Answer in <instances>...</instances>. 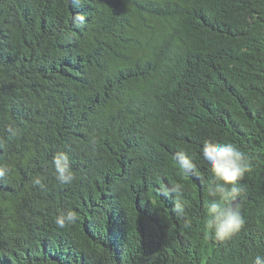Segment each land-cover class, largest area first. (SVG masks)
Segmentation results:
<instances>
[{"label": "trees", "instance_id": "trees-1", "mask_svg": "<svg viewBox=\"0 0 264 264\" xmlns=\"http://www.w3.org/2000/svg\"><path fill=\"white\" fill-rule=\"evenodd\" d=\"M209 139L251 162L245 227L224 241L204 228ZM58 152L71 184L56 178ZM0 168V264H253L264 0H0ZM175 184L182 196L162 195ZM68 209L78 220L59 228Z\"/></svg>", "mask_w": 264, "mask_h": 264}, {"label": "clouds", "instance_id": "clouds-1", "mask_svg": "<svg viewBox=\"0 0 264 264\" xmlns=\"http://www.w3.org/2000/svg\"><path fill=\"white\" fill-rule=\"evenodd\" d=\"M11 132L12 129H9ZM200 154L212 173L213 179L208 184V194L212 198L206 205V217L204 228L212 237L219 241L231 239L238 234L246 224L237 205L244 188L240 183L245 174L251 170L249 157L231 142L221 143L215 140H205L200 148ZM175 160L179 169L188 174L194 172L197 165L186 151L175 154ZM53 167L56 178L61 184H71L74 175L72 173L69 157L65 152H58L53 157ZM5 169L0 168V177L5 175ZM183 188L180 184L165 186L162 195L182 196ZM175 212L185 215L183 202L175 204ZM78 220L77 213L71 209L61 210L56 218L59 228L74 224ZM253 264H264V255L257 254Z\"/></svg>", "mask_w": 264, "mask_h": 264}]
</instances>
